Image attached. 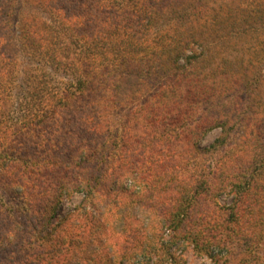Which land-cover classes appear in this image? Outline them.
Wrapping results in <instances>:
<instances>
[{"label": "trees", "instance_id": "obj_1", "mask_svg": "<svg viewBox=\"0 0 264 264\" xmlns=\"http://www.w3.org/2000/svg\"><path fill=\"white\" fill-rule=\"evenodd\" d=\"M27 1L0 0V187L15 204L0 195V264H183L187 246L211 264H264V78L194 50L258 13ZM165 9L177 25L153 24ZM239 83L257 91L248 109L233 101ZM235 111L251 116L239 143Z\"/></svg>", "mask_w": 264, "mask_h": 264}, {"label": "rangeland", "instance_id": "obj_2", "mask_svg": "<svg viewBox=\"0 0 264 264\" xmlns=\"http://www.w3.org/2000/svg\"><path fill=\"white\" fill-rule=\"evenodd\" d=\"M11 2L8 3V5L12 6L23 4L26 6L28 5L27 0H10ZM194 1H202V0H194ZM211 1V2H209ZM226 1V2H225ZM231 4V7L239 8V9H249L253 12L258 13L257 16H252L247 19L244 17L243 20H239L236 25L234 23H227L223 24L222 30L218 31V33H212L209 37L207 34H203V36H198L200 39V42L205 46L204 48L200 46H194V50L198 54H202L201 58L207 56L206 62L216 63V61H225L228 63H234L235 68H237L236 71L242 73V69L247 70V73L251 75V73H254L253 70H256V74H260L261 76L259 78H264V49H261V46L264 45V0H224V3ZM212 3H217V0H204L203 4L212 5ZM6 5V4H5ZM228 5V4H227ZM172 10V11H171ZM165 9L163 14L155 19L154 25L156 26H171V25H177V19L176 14L179 13L176 11V9ZM174 16V17H173ZM176 17V18H175ZM181 21V20H180ZM252 26H254L256 29H260L259 34H263V36L258 40L259 44H255L253 42H250L247 37H249L253 30L250 29ZM212 26L210 29H213ZM236 32V36L233 37L229 32ZM244 31V35H238V32ZM207 43V44H206ZM229 61V62H228ZM252 62V65L250 66ZM253 66V67H252ZM242 68V69H241ZM251 72V73H250ZM242 84V83H241ZM241 90L235 91L233 101H236L238 105H243L244 108H249V105H253L256 101L254 100V96L256 95L257 91L252 88L250 85H237ZM262 95L260 94L261 101L257 103H263L260 105V108L264 110V86L262 89ZM259 106V105H258ZM232 120L236 122L233 128V134L231 136V139H234V141L238 142L241 141V136L247 132L248 128L251 127V123L249 119H251V116L247 117H239V114L237 115V112L235 111V114L231 115ZM219 133V129H215L208 133L204 141L201 143L202 146L207 145L209 142L213 140L214 137H216ZM1 151V147H0ZM1 166V162H0ZM0 195L2 199L8 204V205H15L14 202H12V198L8 193H6L1 187H0ZM81 194H75L71 198L64 199L62 198V202L57 207V210H55V215L58 217H63L64 215L71 212L73 207L79 203L81 200ZM64 199V200H63ZM228 201L227 197H222L220 202ZM6 216V215H4ZM20 216V215H18ZM10 217H2L0 220V229H4L9 225L8 219ZM264 239V235H263ZM177 254H181V257L183 258V264H211L210 260L206 258L204 255H198L195 254L191 247H188L183 250H177ZM8 254L7 251H0V259L2 260V257H5Z\"/></svg>", "mask_w": 264, "mask_h": 264}]
</instances>
